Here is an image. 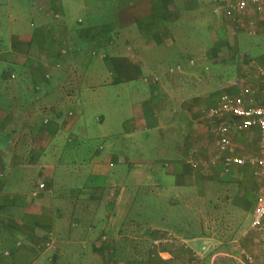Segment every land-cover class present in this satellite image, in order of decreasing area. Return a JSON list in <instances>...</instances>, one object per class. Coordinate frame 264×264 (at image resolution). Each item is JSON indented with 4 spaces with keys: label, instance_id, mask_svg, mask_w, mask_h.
I'll return each instance as SVG.
<instances>
[{
    "label": "crops",
    "instance_id": "1",
    "mask_svg": "<svg viewBox=\"0 0 264 264\" xmlns=\"http://www.w3.org/2000/svg\"><path fill=\"white\" fill-rule=\"evenodd\" d=\"M204 15L227 21L212 0H0V264H264L256 167L193 161L203 110L246 88L264 106V16L249 35ZM123 82L119 129L95 110L89 132L90 100ZM233 141L261 154L256 128ZM212 180L237 217L170 223Z\"/></svg>",
    "mask_w": 264,
    "mask_h": 264
},
{
    "label": "built area",
    "instance_id": "2",
    "mask_svg": "<svg viewBox=\"0 0 264 264\" xmlns=\"http://www.w3.org/2000/svg\"><path fill=\"white\" fill-rule=\"evenodd\" d=\"M212 4L217 14L224 17L236 31L243 33L257 32L258 17L264 16V0H212ZM261 77L264 79V71ZM254 94L250 88L242 89L236 97H224L207 108L205 115L212 122L215 142V151L208 160L213 165L220 164L224 173L245 164L256 167L255 174L262 177L263 186L253 209L251 228L264 231V106L256 103ZM228 116V121L220 122ZM237 128L258 130L260 155L241 158L229 152L233 145L231 132ZM206 161L202 163L206 164ZM44 187L45 184L40 183V188Z\"/></svg>",
    "mask_w": 264,
    "mask_h": 264
},
{
    "label": "rangeland",
    "instance_id": "3",
    "mask_svg": "<svg viewBox=\"0 0 264 264\" xmlns=\"http://www.w3.org/2000/svg\"><path fill=\"white\" fill-rule=\"evenodd\" d=\"M207 1L209 2V0H207ZM206 15H204V19L206 21L205 22V26L207 29L206 31H208L209 25L210 26L214 25L215 27H218V26H220V24H222L226 30H229V31L235 30L233 28V26H231V25H230L231 28L229 29L228 24H227L228 21L225 20L226 22H224L223 21L224 19L223 20H222V18L218 19V17H216V19H214V20H211ZM205 16H206V18H205ZM248 37L249 36H246L245 34L241 35V39H243V40H248V39H245ZM191 40L192 39H188V38L185 39L186 47H191L193 45V43H191L192 42ZM198 42H200V44H202V45H209V43H210L209 38H207L206 36L204 38H201V40ZM232 72H233V74L238 73L237 70H234ZM89 73L93 74V72H89ZM107 76H109V75H107ZM138 86H139V88H142L144 86V83L138 82ZM125 88H127V84H125L124 82L121 83L120 85L117 84V86H110V88H108L109 91L105 94L106 97L102 96L101 101L90 100L91 103H90V105L88 104V110L85 113L87 121L89 122V125H91V127H92V128H90L89 132H91V133L98 132V130H97L98 123L96 121L93 123L90 120V112H93L95 110H97L98 112H100L104 115V117H103L104 121H105L104 124H108V122H109V125H110L109 128L110 129H115V130L119 129V122L117 121L116 115L118 114V112L124 113V112L128 111L129 92L128 91L122 92V94H121L122 100L121 101H113V98H115V93L117 91L125 89ZM94 106H95V108H94ZM204 114L205 113L203 110V115ZM220 122H222V120H220ZM211 124H212V122L209 119L208 120L203 119L201 122L202 138L200 141V145L196 148L195 151H193V152H195L194 157H193V161H196L198 158H201L202 161L208 160L209 156L212 155L215 151L214 150L213 135H212V131H211ZM241 131H243V130L240 128H237L236 130H233L231 132L233 144H234V141H233L234 137H240ZM202 146L205 147V149H202L200 151L199 147H202ZM198 151H200V152H198ZM203 165H204V163H202V166ZM204 167H208V166H204ZM213 168L216 169L215 167H213ZM72 169H75V166H72ZM217 171L218 170L216 169V172ZM217 173L219 174V172H217ZM218 174L215 175V177H218ZM228 187L229 186H227V185H225L222 182L217 181V180H212L211 182L205 183V186H204L205 196H203L201 200H199L200 198H196V197H187L186 198V206H185V215H178L177 213H170L169 214L170 215L169 216L170 223H174L177 221H185L187 224H191L190 229H187L186 232H187V234L192 235V234L197 233V231H194V229H192L194 227L193 226L194 223L208 222V223H206V225H208L210 222L213 224H215V223L218 224V223H220L221 218L229 217V214H231V220L234 219L235 217H237V214L233 213V209L231 207V204H229L232 198L231 197L224 198V197H226L225 195H227L226 193L229 190H232L231 187H229V188ZM225 203H226V206H225ZM240 217H242V215L239 213L238 219L235 221V223L239 222L241 224L242 219H241V221H239ZM183 218H184V220H182ZM213 230L216 233L221 232L220 229H218V227H216ZM241 232L242 231L237 233V231H235V230L232 231L233 235L237 234L236 236H234L235 238L239 237ZM221 236H225V234H221ZM228 237H230V236H228ZM0 244L2 245L1 242H0ZM203 261H204V259H203Z\"/></svg>",
    "mask_w": 264,
    "mask_h": 264
}]
</instances>
